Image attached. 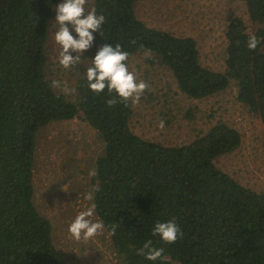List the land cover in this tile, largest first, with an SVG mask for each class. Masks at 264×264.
<instances>
[{"label": "trees", "instance_id": "16d2710c", "mask_svg": "<svg viewBox=\"0 0 264 264\" xmlns=\"http://www.w3.org/2000/svg\"><path fill=\"white\" fill-rule=\"evenodd\" d=\"M242 1L249 19L263 26L250 33L240 17L230 19L223 71L201 64L192 37L138 19L136 0H93L96 14L105 16L100 34L93 33L96 53L105 44H119L130 58L146 53L192 98L213 95L233 80L237 100L264 124V0ZM58 2L0 0V264H68L33 202V165L37 131L78 114L103 145L95 159L92 183L99 191L92 204L121 264H264V191L243 186L214 163L240 146L238 130L217 122L187 144L146 140L130 128L131 103L109 107L108 99L119 101L115 93L97 96L89 89L92 61L81 69L72 99L57 92L47 76L46 45ZM251 34L261 40L254 51L246 47ZM173 218L183 237L165 244L152 229ZM114 224L120 226L111 235ZM147 240L164 248L167 259L138 255Z\"/></svg>", "mask_w": 264, "mask_h": 264}, {"label": "rangeland", "instance_id": "374dc122", "mask_svg": "<svg viewBox=\"0 0 264 264\" xmlns=\"http://www.w3.org/2000/svg\"><path fill=\"white\" fill-rule=\"evenodd\" d=\"M62 2L59 0L56 5ZM92 2L88 0L86 10H91ZM134 12L150 27L175 36L192 37L201 64L217 71L225 68V30L230 19L240 17L250 33L263 26L249 19L242 0H136ZM55 17L54 8L46 45L47 76L51 81H66L69 87L75 88L81 69L89 65L96 53L95 43L82 54L75 68H62L59 65L61 47L54 39L59 27ZM69 28L74 38H78L71 25ZM70 53L77 55L71 50ZM148 57L146 53L134 54L128 62L137 80L148 85L140 102L131 104V130L149 141L182 145L204 134L217 122L226 123L238 130L241 144L214 159L215 165L243 186L264 191V124L237 100L235 81L208 97H188L179 91L171 71L160 64H151ZM54 89L63 93L59 88ZM74 95L66 96L72 99ZM160 121H164L162 130ZM102 148L96 131L81 114L50 122L35 136L33 202L49 220L52 242L68 264H121L105 229L103 234L87 242L74 240L68 230L77 214L92 205V200H84L83 194L93 191L90 172ZM92 220H99L95 213Z\"/></svg>", "mask_w": 264, "mask_h": 264}, {"label": "clouds", "instance_id": "9594fccd", "mask_svg": "<svg viewBox=\"0 0 264 264\" xmlns=\"http://www.w3.org/2000/svg\"><path fill=\"white\" fill-rule=\"evenodd\" d=\"M88 0H63L62 3L55 6V23L59 26L55 33V42L61 47L59 52V65L64 69L75 68L81 62L82 54L93 46V33L100 34V28L105 23L104 15H97L96 9L86 10ZM69 25L72 26L78 38L70 32ZM134 43V41H133ZM261 40L255 34H251L247 41V49L254 51L260 45ZM71 52L77 53L74 57ZM130 53L124 51L117 44L115 47L109 44L103 45L92 59V66L87 68L86 79L89 89L97 96H100L107 90L111 96L113 93L119 97V101L113 97L106 101L109 107L118 102L126 106L131 103L137 105L140 98L148 89L144 81H138L134 70H129L128 60ZM53 88H59L65 95L75 93V88L68 86V83L58 80L52 81ZM159 127L164 128V121H160ZM95 170L90 175L95 176ZM64 189V188H63ZM99 191V187L92 192L83 194V199L91 201L94 199V193ZM96 205L92 204L85 210L80 211L69 226V233L76 241L84 242L103 234L105 225L103 221H93ZM120 224H114L111 227L110 234L115 235L116 228ZM153 236H159L165 244H174L183 237V232L178 227L175 219L168 222H157L152 229ZM137 254L144 256L149 261L166 260L164 248H155L152 241L144 242L143 247L137 249Z\"/></svg>", "mask_w": 264, "mask_h": 264}]
</instances>
